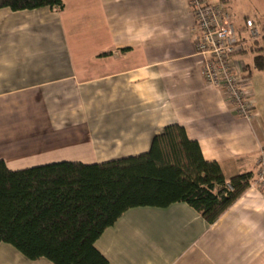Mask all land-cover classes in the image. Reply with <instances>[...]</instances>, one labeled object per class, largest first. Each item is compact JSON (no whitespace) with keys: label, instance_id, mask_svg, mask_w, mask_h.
Returning a JSON list of instances; mask_svg holds the SVG:
<instances>
[{"label":"crops","instance_id":"crops-1","mask_svg":"<svg viewBox=\"0 0 264 264\" xmlns=\"http://www.w3.org/2000/svg\"><path fill=\"white\" fill-rule=\"evenodd\" d=\"M70 6L0 9V160L11 170L103 163L147 152L178 123L227 177H257L263 91L250 89L246 120L205 82L188 0ZM9 245L0 264H54ZM95 245L109 264H264V191L249 188L213 224L186 203L132 208Z\"/></svg>","mask_w":264,"mask_h":264},{"label":"trees","instance_id":"trees-1","mask_svg":"<svg viewBox=\"0 0 264 264\" xmlns=\"http://www.w3.org/2000/svg\"><path fill=\"white\" fill-rule=\"evenodd\" d=\"M47 7L61 9L63 0H0V9L13 11ZM255 63L263 69L264 55ZM254 178L252 172L227 177L178 123L156 134L147 152L103 163L11 170L0 160V245H12L30 260L109 264L95 244L129 209L186 203L213 224Z\"/></svg>","mask_w":264,"mask_h":264},{"label":"built area","instance_id":"built-area-1","mask_svg":"<svg viewBox=\"0 0 264 264\" xmlns=\"http://www.w3.org/2000/svg\"><path fill=\"white\" fill-rule=\"evenodd\" d=\"M188 3L195 19L192 28L195 53L203 58L201 74L205 82L222 91L240 118H255L253 94L246 85L250 78L247 64L237 57L263 37L261 29L251 18L239 28L223 3L208 0H188ZM251 188L264 189V151Z\"/></svg>","mask_w":264,"mask_h":264},{"label":"rangeland","instance_id":"rangeland-1","mask_svg":"<svg viewBox=\"0 0 264 264\" xmlns=\"http://www.w3.org/2000/svg\"><path fill=\"white\" fill-rule=\"evenodd\" d=\"M68 11L72 7L73 0H65ZM215 3H223L231 11L235 23L239 28L244 27L246 19L251 18L256 21L262 31L263 37L256 42V45L251 49V52L239 54L237 59L249 65L251 77L248 78L246 85L251 89L262 90L264 94V66L263 69L257 67L255 63L256 57L264 55V0H213ZM73 10V9H72ZM72 14V11H71ZM253 46V45H252ZM10 246V245H9ZM13 248V247H12ZM15 250V249H14Z\"/></svg>","mask_w":264,"mask_h":264}]
</instances>
